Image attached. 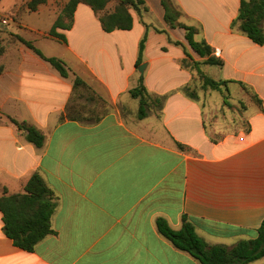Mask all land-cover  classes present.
<instances>
[{"label":"crops","instance_id":"1","mask_svg":"<svg viewBox=\"0 0 264 264\" xmlns=\"http://www.w3.org/2000/svg\"><path fill=\"white\" fill-rule=\"evenodd\" d=\"M26 1L0 0V196L2 188L22 193L37 173L56 206L53 233L32 252L4 235L0 214V264H200L160 235V218L173 230L188 218L208 245L254 238L264 219V45L232 27L240 0H171L179 22L197 28L195 40L222 61L202 70L213 68L215 81H227L219 93L228 103L233 96L244 103L248 129L218 139L207 129V113L216 106L208 94L192 100L181 92L192 82L180 66L184 52L203 59L190 50L183 29L165 23L160 0H143L147 11H132V29L111 33L78 4L71 28L57 29L65 41L49 31L69 0H46L35 11ZM16 7L21 10L12 12ZM144 33L140 74L135 63ZM12 35L60 59L69 76ZM75 77L85 85L74 87ZM140 77L150 95L165 96L161 110L150 105L143 119L129 94ZM8 118L41 130L43 146L29 143Z\"/></svg>","mask_w":264,"mask_h":264},{"label":"trees","instance_id":"2","mask_svg":"<svg viewBox=\"0 0 264 264\" xmlns=\"http://www.w3.org/2000/svg\"><path fill=\"white\" fill-rule=\"evenodd\" d=\"M112 1L115 2V6L112 11H107L106 6ZM45 2L46 0H27L25 7L29 11H35L39 5ZM160 3L164 10L165 23L170 28L179 27L183 29L185 31V40L190 50L203 59L202 61H196L192 55L184 52L185 57L180 61V66L192 74V82L181 88V92L192 100H198V93L193 82L196 79L199 81V86L202 90L226 92L227 90L224 87H226L227 81H215L202 70L205 65L221 66L222 61L211 55V49L205 42L195 40L194 37L198 33L197 28L179 22L181 12L171 0H160ZM78 4H85L93 11L98 18L101 29L106 33H111L115 30H131L133 27L132 11L137 13L147 11L143 0H69L49 31L51 37L65 41L64 36L57 33V29L68 30L71 28L73 15ZM20 10L21 7H16L12 9V12H19ZM64 19H67L68 23H64ZM236 25L239 31L244 33L253 43L264 45V0H240L238 14L232 22V27ZM12 39L32 49L39 57L56 69L62 77L69 76L65 64L60 59L45 57L31 42L25 41L17 35H12ZM145 42L146 33L143 34L138 43L136 67L142 63ZM175 44L178 45L179 43L176 42ZM2 51L3 49L0 47V53ZM73 84L74 87L85 85L78 77L74 78ZM241 85L250 93L243 84ZM129 94L132 98L139 101L138 119L146 117L150 105L161 110L165 101V96H152L147 92L142 77L139 78L138 85L129 90ZM250 95L259 105L261 104L260 99L256 95L251 93ZM68 118L73 119L70 114H68ZM8 120L18 130L24 132L25 139L29 143L36 148L43 146L45 136L41 130L25 121L19 122L13 118H8ZM244 127L246 130L248 129L245 122ZM55 206L51 190L37 173H34L29 178L22 193L8 194L7 190L2 188L0 214L4 235L16 247L26 252H32L38 242L53 233L50 218ZM156 227L160 235L168 240L174 248L189 254L200 264H249L264 258V219L256 229L254 238L241 240L232 247L208 245L198 236L194 224L186 217L183 218L179 230H173L161 218L157 219Z\"/></svg>","mask_w":264,"mask_h":264},{"label":"rangeland","instance_id":"3","mask_svg":"<svg viewBox=\"0 0 264 264\" xmlns=\"http://www.w3.org/2000/svg\"><path fill=\"white\" fill-rule=\"evenodd\" d=\"M203 71L208 77L212 79H217V77H219L216 71H213V68L207 67L203 69ZM193 82L197 93L199 95L202 93L203 95L208 94L206 96L207 101L213 103V106L216 105L212 108V110L208 111L206 116L207 129L213 139H218L225 133H236L243 129L244 120L242 113L244 103L242 100L235 99V96H233V100L230 101L231 103H228L227 99H229V97L226 95V93L221 95L216 91L202 90L197 79ZM236 88L237 87L234 86L230 87L229 90L231 94L236 93Z\"/></svg>","mask_w":264,"mask_h":264},{"label":"water","instance_id":"4","mask_svg":"<svg viewBox=\"0 0 264 264\" xmlns=\"http://www.w3.org/2000/svg\"><path fill=\"white\" fill-rule=\"evenodd\" d=\"M145 66H146L145 64H141V65L138 66V72L140 74H143V71H144Z\"/></svg>","mask_w":264,"mask_h":264},{"label":"built area","instance_id":"5","mask_svg":"<svg viewBox=\"0 0 264 264\" xmlns=\"http://www.w3.org/2000/svg\"><path fill=\"white\" fill-rule=\"evenodd\" d=\"M1 23H2L3 25H5V24H6V21H5V20H2Z\"/></svg>","mask_w":264,"mask_h":264}]
</instances>
